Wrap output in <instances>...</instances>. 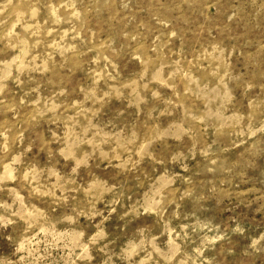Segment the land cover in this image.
<instances>
[{
	"label": "rangeland",
	"instance_id": "1",
	"mask_svg": "<svg viewBox=\"0 0 264 264\" xmlns=\"http://www.w3.org/2000/svg\"><path fill=\"white\" fill-rule=\"evenodd\" d=\"M0 264H264V0H0Z\"/></svg>",
	"mask_w": 264,
	"mask_h": 264
}]
</instances>
